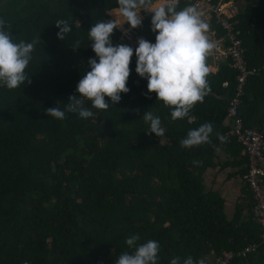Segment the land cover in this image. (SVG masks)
<instances>
[{
    "label": "trees",
    "instance_id": "16d2710c",
    "mask_svg": "<svg viewBox=\"0 0 264 264\" xmlns=\"http://www.w3.org/2000/svg\"><path fill=\"white\" fill-rule=\"evenodd\" d=\"M231 1L245 65L257 69L246 78L238 114L243 126L257 127L264 119V0ZM191 3L179 0L177 10ZM118 7L117 0H0V19L12 26L13 41L36 40L25 69L30 83L11 90L0 85V264H115L132 251L125 243L132 235L139 236L137 245L159 243L157 264L176 257L183 264L189 256L204 261L250 243L257 244L255 251L229 264L264 263L249 190L245 187L249 213L242 217L243 207L236 205L227 219L222 199L202 184L219 144L241 149L218 137L235 85L228 58L215 70L206 59L210 93L174 121L171 109L148 93L147 79L135 71L138 45L121 41L116 28L113 46L134 50L129 92L106 110L85 100L83 106L94 113L86 119L70 112L62 120L46 115L56 106L63 111L69 97L78 95L79 80L91 70L88 61L96 58L88 30L108 21V12ZM140 16L134 34L155 42L152 14L142 10ZM58 20L71 27L64 40L57 37ZM208 24L220 38V29ZM145 111L160 117L162 136L146 133ZM205 123L213 126L210 143L182 148L187 133Z\"/></svg>",
    "mask_w": 264,
    "mask_h": 264
},
{
    "label": "clouds",
    "instance_id": "9594fccd",
    "mask_svg": "<svg viewBox=\"0 0 264 264\" xmlns=\"http://www.w3.org/2000/svg\"><path fill=\"white\" fill-rule=\"evenodd\" d=\"M117 3L122 22L117 23L116 19L102 20L88 30L96 58L88 61L91 70L79 80L76 86L78 95L69 97L70 102L63 111L56 106L46 109V115L62 120L65 112H70L86 119L94 116V113L83 106L85 100L91 101L92 108L106 110L109 104L120 101L121 93L129 92L126 85L134 50L124 44L113 46L110 36L114 29L122 27L125 22L132 29L139 27L142 24L139 13L144 10L152 14L151 31L156 34L155 43L138 39L135 71L141 78L147 79L148 93H155L157 100L171 109L172 120L185 118L194 105L203 102L211 91L207 81L210 68L206 59L216 45L209 38V24L196 6H186L178 11L179 0H156L155 3L153 0H117ZM110 15H114L113 12ZM55 25L59 28L57 37L64 40L65 34L71 31L68 21L58 20ZM11 29L10 24L0 19V85L10 90L24 85L26 81L30 83L25 69L32 59L31 53L36 43L35 39L31 43H15ZM79 44L77 40L75 47H79ZM106 97L110 98V103ZM143 120L150 125L146 133H154L157 137L164 134L159 116L145 111ZM212 132V124L205 123L190 130L180 141V146L190 149L210 143ZM218 137L221 142L227 139L220 134ZM139 239L136 235L126 239L125 243L132 251L122 253L115 264H157L159 243L148 240L137 245ZM25 264L28 262L25 261ZM170 264H180L179 257L173 258ZM183 264H204V261L194 262L189 256Z\"/></svg>",
    "mask_w": 264,
    "mask_h": 264
},
{
    "label": "built area",
    "instance_id": "2783aa9c",
    "mask_svg": "<svg viewBox=\"0 0 264 264\" xmlns=\"http://www.w3.org/2000/svg\"><path fill=\"white\" fill-rule=\"evenodd\" d=\"M191 5L198 8L207 23L212 21L220 29L222 45L215 47V51L221 59L228 58V66L236 71L234 92L225 109L227 124L222 135L227 138L226 143L232 141L237 143L245 157V171L241 174V179L251 195L250 212L258 225V238L262 243L264 242V189L261 180L264 170L261 162L264 148V119L257 127H245L238 114V106L243 95L246 78L253 75L257 69L247 68L245 65L244 51L238 36L239 30L235 28L232 21L237 12V7L233 1L192 0ZM256 247V243H250L236 252L221 251L219 256L214 257L213 264H229L235 256L244 257L247 253L255 251Z\"/></svg>",
    "mask_w": 264,
    "mask_h": 264
},
{
    "label": "crops",
    "instance_id": "0c3cea01",
    "mask_svg": "<svg viewBox=\"0 0 264 264\" xmlns=\"http://www.w3.org/2000/svg\"><path fill=\"white\" fill-rule=\"evenodd\" d=\"M154 3L156 2L153 1ZM117 10V9H113ZM208 35L216 47H221V37L214 35V31L209 28ZM140 39V38H139ZM155 43V42H153ZM207 60L210 63L211 70H215L218 62L222 59L217 55L215 48L208 55ZM223 124L227 121L224 119ZM261 166L264 170V148L262 150ZM244 167V158L241 149L233 148L225 144H219L214 150L213 166L204 170L202 174V184L206 191H213L222 199V209L225 217L230 219L236 205L243 207L241 212L242 217L249 213V193L246 191L241 179V171ZM264 189V175L261 180ZM214 256L208 255L204 259V264H213Z\"/></svg>",
    "mask_w": 264,
    "mask_h": 264
},
{
    "label": "rangeland",
    "instance_id": "374dc122",
    "mask_svg": "<svg viewBox=\"0 0 264 264\" xmlns=\"http://www.w3.org/2000/svg\"><path fill=\"white\" fill-rule=\"evenodd\" d=\"M110 12H113V14L116 17L114 15H110ZM110 12H108L109 13L108 14L109 20H115L116 19L117 23L122 22L123 18L121 16H119L118 10H114V11H110ZM139 15H140V13H139ZM117 29L120 31V38L119 39L121 41L126 40V41H128V43L131 46H137L138 45L137 41H138L139 37H137L134 34V29H132L127 22H125L122 27H117Z\"/></svg>",
    "mask_w": 264,
    "mask_h": 264
},
{
    "label": "water",
    "instance_id": "95a60500",
    "mask_svg": "<svg viewBox=\"0 0 264 264\" xmlns=\"http://www.w3.org/2000/svg\"><path fill=\"white\" fill-rule=\"evenodd\" d=\"M262 264H264V263H262Z\"/></svg>",
    "mask_w": 264,
    "mask_h": 264
}]
</instances>
